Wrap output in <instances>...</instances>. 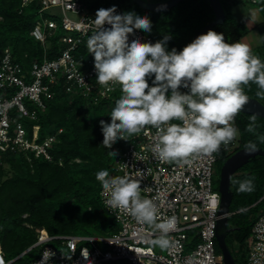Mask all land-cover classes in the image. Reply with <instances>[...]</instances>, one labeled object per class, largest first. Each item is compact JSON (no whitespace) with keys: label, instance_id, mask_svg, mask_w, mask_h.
Wrapping results in <instances>:
<instances>
[{"label":"trees","instance_id":"trees-1","mask_svg":"<svg viewBox=\"0 0 264 264\" xmlns=\"http://www.w3.org/2000/svg\"><path fill=\"white\" fill-rule=\"evenodd\" d=\"M82 1L91 12L115 6L116 9L121 8L123 14L133 12L147 16L152 23L151 32L141 31L157 41L169 35L168 51L173 48L182 51L198 31L215 19L209 0H184L163 11L145 10L133 0ZM229 1L225 3L221 0L226 20L212 30L223 33L228 43L242 42L248 30L233 17ZM39 9V0H0V50L9 46L24 68H29L34 61H42L45 55L52 59L59 54V37L64 34L61 25L44 42L31 35ZM76 55L84 62L93 56L87 49V39ZM261 61L264 62V56ZM154 79V74L148 78L150 86H153ZM64 84L61 79L55 87V97L45 109L38 111L36 120L20 118L30 133L34 125H40V141L56 135L50 149L53 160L43 155L37 157L33 152L1 154L0 248L7 258H15L33 246L42 231L52 235H106L118 229L116 220L102 203V186L96 180V173L107 170L110 177H115V164L126 146V140H118L111 149L105 148L100 125L101 120L111 122L110 113L121 95L120 87L118 85L114 99H102L95 103L78 89L68 92ZM244 88L248 96L264 104V98L256 95L259 89L255 83L250 82ZM167 95L170 97L171 90ZM252 115L241 111L235 117L233 126L238 129V135L226 149L219 151V173L226 159L247 142L256 141L258 147L264 148V144L256 139L264 135V118L256 115L255 134L246 130ZM228 149L232 151L228 152ZM110 151L117 152V155L110 156ZM253 177L254 190L251 192H239V184L232 183L234 196L229 225L234 229L228 233L227 242L237 264H248L247 240L257 216L264 211V156L251 159L234 174L232 180L243 181ZM219 180L220 176L215 181L216 189ZM216 248L222 253L217 242ZM35 249L39 255L40 248H32L24 256Z\"/></svg>","mask_w":264,"mask_h":264},{"label":"built area","instance_id":"built-area-1","mask_svg":"<svg viewBox=\"0 0 264 264\" xmlns=\"http://www.w3.org/2000/svg\"><path fill=\"white\" fill-rule=\"evenodd\" d=\"M39 1L40 18L31 35L44 42L58 28L55 20L44 15L54 7L62 10L60 25L64 34L59 37L60 50L55 58L49 59L45 55L42 61H34L29 68H24L9 46L0 50V166L1 154L9 152H33L37 157L43 155L53 160L50 149L56 135L40 141V125H34L30 133L20 117L36 120L38 111L45 109L55 97V87L61 79L68 92L78 89L95 103L114 99L118 87L111 85L113 90L109 92L96 82L94 55L87 62L76 55L94 30L92 20L98 10L91 12L82 0ZM244 1L258 3V0ZM116 14H123V10L118 7ZM136 38L142 43L158 42L139 29L129 34V43ZM179 91L184 94L190 89L181 87ZM25 100L33 102L34 106L28 107ZM155 134L156 130L149 126L139 134L127 136L114 174L142 177L141 195L155 200L161 218H177L175 228L170 232L174 241L172 247L164 251L159 248L158 251L150 243L155 239L154 231L130 215L109 208L101 189L102 203L116 220V232L106 235H52L42 231L33 246L13 259L7 258L0 248V264H13L32 248H40V254L27 264H42V261L43 264H113L118 260H127L128 264H225L222 253L216 248L221 194L215 187L214 171L219 152L210 157L201 156L191 165L162 162L151 151ZM227 147L222 145L220 150ZM99 243L108 248H101ZM246 248L248 264H264V211L253 224Z\"/></svg>","mask_w":264,"mask_h":264},{"label":"clouds","instance_id":"clouds-1","mask_svg":"<svg viewBox=\"0 0 264 264\" xmlns=\"http://www.w3.org/2000/svg\"><path fill=\"white\" fill-rule=\"evenodd\" d=\"M116 13L115 6L99 9L87 39V49L94 55L96 82L109 92L111 85H119L121 91L110 113L111 122L100 121L103 146L111 149L118 140H127L150 126L156 130L151 147L154 157L184 166L218 153L222 145L227 147L235 140L238 129L232 122L249 102L244 86L255 83L256 95L264 98V62L252 48L243 42L228 43L223 33L214 30L199 35L179 52L175 48L168 51L169 35L154 44L139 38L129 43V34L136 29L151 32L152 23L147 16L133 12ZM153 74L150 86L148 78ZM181 87L190 89L189 93L182 94ZM256 119L253 114L246 128L253 134ZM256 139L264 144V135ZM244 148L248 154L259 150L256 141L247 142ZM108 154L114 157L117 152ZM96 180L109 208L154 231L150 243L162 250L174 245L170 232L177 218H161L155 200L141 195L142 177H110L107 170H100ZM231 183H238L242 193L254 190V177Z\"/></svg>","mask_w":264,"mask_h":264},{"label":"water","instance_id":"water-1","mask_svg":"<svg viewBox=\"0 0 264 264\" xmlns=\"http://www.w3.org/2000/svg\"><path fill=\"white\" fill-rule=\"evenodd\" d=\"M184 0H165V1H148V0H133L138 6L150 11H163L170 9ZM211 7L215 12V19L207 24L204 28L196 33L192 41L199 35L206 34L216 25L223 24L226 20V13L221 0H209ZM191 41V42H192ZM242 112L247 114H255L264 118V104L257 98L249 96V102L244 107ZM259 150L253 154H248L245 148H241L229 156L223 163L220 170L219 192L221 194V203L219 208V219L216 229V240L224 257L225 264H237L235 256L227 242L228 233L234 227L229 225V217L231 215V204L234 196L231 180L234 174L251 159L258 155L264 156V148L258 147ZM231 178V180H230ZM264 198V196L262 197ZM261 198V199H262Z\"/></svg>","mask_w":264,"mask_h":264},{"label":"rangeland","instance_id":"rangeland-1","mask_svg":"<svg viewBox=\"0 0 264 264\" xmlns=\"http://www.w3.org/2000/svg\"><path fill=\"white\" fill-rule=\"evenodd\" d=\"M258 2L259 3H252L250 1H244V0H230L228 4L229 6H231L230 9H231V13L233 14V17H235L237 21L241 22L245 27V29L248 30V32L250 31L252 33L251 34L252 37H256V40L258 39V41L264 42V0H258ZM44 15L49 19L55 20L58 23V25H60L62 22L63 13L59 7H54L47 10ZM70 15L74 17L72 14ZM39 18L40 15L38 14V19ZM242 40L244 43L248 44L245 38H242ZM252 50L253 53L259 56L260 59L263 58L264 47L260 49L254 48ZM25 102L27 106L30 108L34 106L33 102H29V101L27 102V100H25ZM20 118H22V116ZM228 150H229L228 152L232 151L230 149ZM219 176L220 173L218 171V167H216L214 171L215 181L219 178ZM99 246L103 249L108 248L103 243H99ZM155 247L159 251V247L158 246ZM37 253L38 250L35 249L31 254H28L24 257H20L19 261L16 264H26L31 259L36 258V256L38 255ZM113 264H128V261L118 260L115 261Z\"/></svg>","mask_w":264,"mask_h":264},{"label":"crops","instance_id":"crops-1","mask_svg":"<svg viewBox=\"0 0 264 264\" xmlns=\"http://www.w3.org/2000/svg\"><path fill=\"white\" fill-rule=\"evenodd\" d=\"M251 34L252 33L249 31L243 36V38H245L246 42L251 46L252 49L254 48L260 49L263 45V42L258 41V39L256 40V37H252Z\"/></svg>","mask_w":264,"mask_h":264}]
</instances>
